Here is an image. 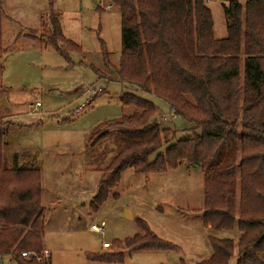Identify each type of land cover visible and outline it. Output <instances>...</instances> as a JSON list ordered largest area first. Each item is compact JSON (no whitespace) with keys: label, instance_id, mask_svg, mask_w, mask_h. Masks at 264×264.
I'll return each mask as SVG.
<instances>
[{"label":"rangeland","instance_id":"374dc122","mask_svg":"<svg viewBox=\"0 0 264 264\" xmlns=\"http://www.w3.org/2000/svg\"><path fill=\"white\" fill-rule=\"evenodd\" d=\"M228 1L205 0L215 40L226 37L221 5ZM1 9V161L5 169L40 173L41 244L49 264H201L212 255L208 238L232 243V264L239 232L236 225L220 231L203 225L202 174L197 167L181 163L176 170L148 174L127 168L99 209L89 210L101 175L120 150L116 123L136 112L120 104L123 93L151 102L159 129L170 132L148 162L168 145L190 138V125L170 117L162 100L116 79L121 51L117 8L107 0H1ZM51 19H58L62 38L72 46L49 41ZM237 84H242L241 66ZM90 86L103 93L88 99L85 90ZM35 103L40 106L34 111ZM101 134L104 138L97 140ZM138 219L177 251L126 250L123 243L141 234ZM99 222L104 223L102 234L89 231ZM102 243L111 246L101 249ZM113 253L121 255L120 261L92 259ZM0 264L14 263L4 257Z\"/></svg>","mask_w":264,"mask_h":264},{"label":"trees","instance_id":"16d2710c","mask_svg":"<svg viewBox=\"0 0 264 264\" xmlns=\"http://www.w3.org/2000/svg\"><path fill=\"white\" fill-rule=\"evenodd\" d=\"M107 1L117 8L120 20L116 79L162 100L171 117L190 125L186 130L190 138L168 145L148 162L170 132L159 129L151 102L123 93L120 104L136 112L116 123L120 150L101 175L89 210L99 209L127 168L148 174L176 170L181 163L196 166L202 174L203 225L212 231L236 225L234 264H264V0L222 4L228 27L220 40L213 38L205 0ZM49 25L52 44L58 40L72 46L62 38L58 19H51ZM239 66L241 86L237 84ZM4 135L0 128V259L49 264L48 259L36 261L44 227L40 173L3 168ZM137 225L141 234L123 243L126 250L177 251L158 240L143 221L138 219ZM208 243L212 255L201 264H228L232 243L215 238H208ZM120 258L113 253L92 259L112 263Z\"/></svg>","mask_w":264,"mask_h":264},{"label":"built area","instance_id":"2783aa9c","mask_svg":"<svg viewBox=\"0 0 264 264\" xmlns=\"http://www.w3.org/2000/svg\"><path fill=\"white\" fill-rule=\"evenodd\" d=\"M101 92L100 88L95 89L93 86H90L88 89L85 90V94L88 96L87 98L90 99L91 97L96 96L97 94H99ZM89 100H86L85 103L79 105L76 108V111H80L82 110L88 103ZM40 105L39 103H35L33 110L35 111L36 108H38ZM170 116V115H169ZM171 117V116H170ZM103 228H104V223L103 222H99L98 225H90L89 226V231L93 232V233H97V234H102L103 233ZM111 246V244L109 243H102L101 244V249H109ZM22 257H30V255L28 253H21ZM48 257V253L45 250H41L40 252V256L36 258V261H44L46 258Z\"/></svg>","mask_w":264,"mask_h":264},{"label":"crops","instance_id":"0c3cea01","mask_svg":"<svg viewBox=\"0 0 264 264\" xmlns=\"http://www.w3.org/2000/svg\"><path fill=\"white\" fill-rule=\"evenodd\" d=\"M247 0H245V2H246ZM235 2H237V1H235ZM244 2V3H245ZM238 3V2H237ZM244 3H242V4H240V3H238V4H240V5H243ZM213 33V32H212ZM222 35H226V28L224 29V33L222 34ZM41 198H42V190H41ZM42 248H43V250H45V251H47L46 249H45V245L44 244H42ZM48 252V251H47ZM48 257H49V253H48ZM47 257V259H49ZM210 257H211V255H210ZM210 257L207 259V260H205V261H202V263H205V262H207L209 259H210ZM235 258H236V256L235 257H233V262H232V264H234L235 263ZM49 261V260H48ZM201 263V262H200Z\"/></svg>","mask_w":264,"mask_h":264},{"label":"water","instance_id":"95a60500","mask_svg":"<svg viewBox=\"0 0 264 264\" xmlns=\"http://www.w3.org/2000/svg\"><path fill=\"white\" fill-rule=\"evenodd\" d=\"M194 167H196V166H194ZM122 216L125 218H128V214L126 212H124Z\"/></svg>","mask_w":264,"mask_h":264}]
</instances>
